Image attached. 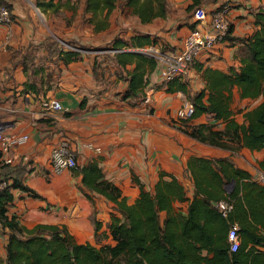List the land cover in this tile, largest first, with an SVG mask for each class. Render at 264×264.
<instances>
[{
    "label": "crops",
    "instance_id": "crops-1",
    "mask_svg": "<svg viewBox=\"0 0 264 264\" xmlns=\"http://www.w3.org/2000/svg\"><path fill=\"white\" fill-rule=\"evenodd\" d=\"M2 1L10 11L12 26L9 31L0 27V122L7 134H25L29 138L16 150L27 156L29 166H14L9 175L40 196L33 198L19 189L10 190L13 202L8 215L17 217L21 225L65 226L77 243L97 245L96 240L107 244L102 243V236L108 235L106 224L111 215H117L114 205L85 189L78 172L51 171L50 152L62 139L71 143L79 168L97 164L103 180L115 185L129 205L139 195L136 181L152 192L160 178L177 180L187 200H191L194 185L187 164L192 158L228 159L258 183L264 150L251 151L236 144L227 150L189 138L174 123L175 114L187 97L182 92L167 91L160 82L158 65L149 74L146 87H153L156 92L150 103L144 105L142 100L124 98L134 64L119 67L114 54L98 52L112 49L106 45L116 38L126 40L136 34L155 38L156 45L151 48L160 52L180 49L185 37L196 27L208 29V25L194 22L193 11L187 12L190 0H166L165 19L147 24H141L119 4L101 31L95 30V24L90 22L91 15L84 13L86 0H52L55 6L59 5L57 9L42 5L51 0ZM228 1L232 3L228 13L230 32L222 43L187 68L183 82L186 81L190 96L205 87L198 68L225 74L237 70L245 49L240 39L251 37L257 30L254 16L264 7V0H216L203 8L211 12ZM57 42L66 44L60 47ZM59 51H75L80 58L64 64ZM50 100L60 102L62 111L42 106ZM260 102L261 98L240 100L235 89L233 118L241 123L242 114ZM233 104L241 108L239 114L233 110ZM198 124L223 127L206 115L189 122ZM227 187L230 192L232 185ZM173 206L183 216L187 214L188 201ZM93 220L101 224L96 238ZM258 233L264 235V230L260 228ZM5 241V235L0 234V249ZM258 250L264 253V247Z\"/></svg>",
    "mask_w": 264,
    "mask_h": 264
},
{
    "label": "trees",
    "instance_id": "trees-1",
    "mask_svg": "<svg viewBox=\"0 0 264 264\" xmlns=\"http://www.w3.org/2000/svg\"><path fill=\"white\" fill-rule=\"evenodd\" d=\"M214 1L190 0L186 10L194 12ZM119 4L141 24L165 19L168 12L166 0H86L84 13L91 15L95 30L101 31L107 27L109 16ZM42 5L47 9L59 7L52 0ZM254 17L257 30L251 37L240 39L245 49L237 70L231 69L225 74L198 68L205 87L192 96L188 95L186 81L183 82L186 75L165 84L169 93L182 92L193 105V116L181 121L177 129L199 143L227 150L232 149V144L251 151L264 150V7ZM110 45L120 51L113 56L119 67L135 66L127 80L124 98L142 100L148 76L157 67V61L140 50L155 46V38L136 34L126 40L116 38ZM58 56L64 64L80 58L75 51H59ZM235 89L240 100L261 98L258 105L242 114L241 123L233 118L231 109ZM202 115L219 121L223 127L189 125L192 119ZM11 168H5L7 178H11ZM259 169L264 172V157ZM187 170L191 172L194 185L191 200H187L177 180L160 178L152 192L136 181L139 195L129 205L115 185L103 180L97 164L78 167L75 172L81 176V185L112 203L117 214L111 215L106 224L108 235L102 236L111 243L97 245L77 243L65 226L36 224L28 228L21 225L17 217L9 216L8 208L13 202L11 189L40 198L20 180L11 178L12 183L0 192V234L6 237L0 264H264V253L258 250L264 247V235L258 233L260 228L264 230V187L235 168L228 159L192 158ZM229 185H232L230 192L226 189ZM222 200L232 204L227 219L214 207ZM186 201L187 214L183 216L173 205ZM234 224L239 229L240 245L232 253L226 234L228 227ZM93 226L96 238L101 224L93 220Z\"/></svg>",
    "mask_w": 264,
    "mask_h": 264
},
{
    "label": "built area",
    "instance_id": "built-area-1",
    "mask_svg": "<svg viewBox=\"0 0 264 264\" xmlns=\"http://www.w3.org/2000/svg\"><path fill=\"white\" fill-rule=\"evenodd\" d=\"M229 5L225 2L217 9L207 12L205 8H197L193 12V20L197 25H208L206 31L196 27L183 40L182 47L174 52H160L154 48H146L144 54L154 57L159 66L160 82L164 85L186 74L187 68L197 61L201 55L211 51L217 44L222 43L229 32L230 21L228 13ZM12 26L11 14L6 4L0 0V27L7 31ZM156 92L155 88L149 87L144 91L142 104L150 103L151 97ZM42 106L54 112L62 111L60 102L50 100L43 102ZM194 114V107L189 100H184L177 110L174 118L175 124L189 120ZM5 126L0 122V192L4 191L11 180L6 177L5 168L17 165L29 166L27 156L19 154L16 150L28 142L25 134H7ZM88 147H91L88 145ZM98 151V149L96 150ZM51 171L61 174L64 171L78 170L75 151L67 139L60 140L51 150L49 156ZM257 182L264 186V172L258 175ZM214 207L224 219L232 212V204L227 200L217 202ZM238 226L230 225L226 239L230 252L234 253L240 245Z\"/></svg>",
    "mask_w": 264,
    "mask_h": 264
},
{
    "label": "rangeland",
    "instance_id": "rangeland-1",
    "mask_svg": "<svg viewBox=\"0 0 264 264\" xmlns=\"http://www.w3.org/2000/svg\"><path fill=\"white\" fill-rule=\"evenodd\" d=\"M227 4L229 5V8L231 9V6H232V3L231 2H227ZM118 21V20H117ZM116 21V22H117ZM59 43V46L60 47H63L64 45L63 44H66L64 42H57V44ZM69 45V44H68ZM83 47V46H82ZM106 47H111L110 44L106 45ZM143 50V49H142ZM188 100V98H187ZM245 109V108H244ZM233 110L235 111V113L239 114V112H241V108L238 107V105H235L233 104ZM173 122V121H172ZM175 123V122H174ZM229 188V187H227ZM230 189V188H229ZM103 232H106V231H103ZM96 240H95V244H96ZM102 243H111L110 239H104V241ZM101 244V243H99ZM4 258V246L0 249V261Z\"/></svg>",
    "mask_w": 264,
    "mask_h": 264
},
{
    "label": "water",
    "instance_id": "water-1",
    "mask_svg": "<svg viewBox=\"0 0 264 264\" xmlns=\"http://www.w3.org/2000/svg\"><path fill=\"white\" fill-rule=\"evenodd\" d=\"M98 52H111L112 54H115V53H117V52H119V51H116V50H114V49H107V50H98Z\"/></svg>",
    "mask_w": 264,
    "mask_h": 264
}]
</instances>
